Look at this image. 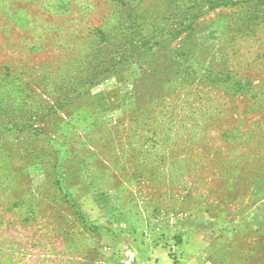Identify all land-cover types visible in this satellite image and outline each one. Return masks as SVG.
<instances>
[{
	"label": "rangeland",
	"instance_id": "1",
	"mask_svg": "<svg viewBox=\"0 0 264 264\" xmlns=\"http://www.w3.org/2000/svg\"><path fill=\"white\" fill-rule=\"evenodd\" d=\"M187 237L264 264V0H0V264Z\"/></svg>",
	"mask_w": 264,
	"mask_h": 264
},
{
	"label": "crops",
	"instance_id": "2",
	"mask_svg": "<svg viewBox=\"0 0 264 264\" xmlns=\"http://www.w3.org/2000/svg\"><path fill=\"white\" fill-rule=\"evenodd\" d=\"M166 237L168 238V240H171L172 238V235L173 233L172 232H168L166 230H163ZM175 233V232H174ZM188 241H190V239L187 237L183 243V245H181L177 251H179V254H180V257H179V260L182 262V263H187V264H192V263H195V264H198L200 259L198 257H193L189 255V252L188 251V248L190 247ZM193 258V259H192Z\"/></svg>",
	"mask_w": 264,
	"mask_h": 264
}]
</instances>
